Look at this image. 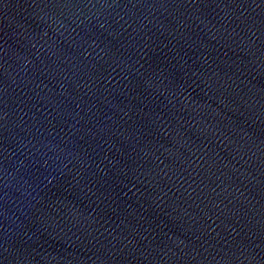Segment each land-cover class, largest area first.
<instances>
[{"label":"water","instance_id":"water-1","mask_svg":"<svg viewBox=\"0 0 264 264\" xmlns=\"http://www.w3.org/2000/svg\"><path fill=\"white\" fill-rule=\"evenodd\" d=\"M26 0H0V77L9 56Z\"/></svg>","mask_w":264,"mask_h":264}]
</instances>
